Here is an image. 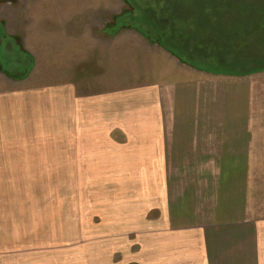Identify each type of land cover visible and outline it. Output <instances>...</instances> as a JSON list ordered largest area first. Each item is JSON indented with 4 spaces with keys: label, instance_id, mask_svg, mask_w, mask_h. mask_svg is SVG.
I'll list each match as a JSON object with an SVG mask.
<instances>
[{
    "label": "crops",
    "instance_id": "0c3cea01",
    "mask_svg": "<svg viewBox=\"0 0 264 264\" xmlns=\"http://www.w3.org/2000/svg\"><path fill=\"white\" fill-rule=\"evenodd\" d=\"M65 1L27 24L41 75L0 68V187H61L0 201V264H264V71L198 69Z\"/></svg>",
    "mask_w": 264,
    "mask_h": 264
},
{
    "label": "rangeland",
    "instance_id": "374dc122",
    "mask_svg": "<svg viewBox=\"0 0 264 264\" xmlns=\"http://www.w3.org/2000/svg\"><path fill=\"white\" fill-rule=\"evenodd\" d=\"M55 1L0 0V39L9 36L12 38L8 50H3L2 46L0 51V68L12 69L7 77L14 80L28 77L30 74L38 77L41 75L42 59L39 57L41 50L35 51L36 54L26 51L23 38L24 35L25 38L29 37L31 32H25L28 29L27 24L32 19L39 20L41 9L46 15H51V12L55 13L54 16L58 14L54 8L55 4H52ZM81 2L96 3L97 16L101 17L98 19L97 30H100L103 22L107 24L105 28H101L99 34L104 31L118 33L115 24L124 21V25L130 23L137 28H127L134 30L130 32L140 34L142 30L148 33L154 42L166 47L172 54L180 57L182 62L198 69L226 75L264 71V0H109L107 3L105 0H81ZM45 8L50 9L49 13ZM81 11V15H78L81 23L95 16L96 12L95 9ZM122 14L125 15L121 19L119 17ZM11 21L15 25H18L15 22H19L22 28L16 32L17 34L15 32L12 34L6 26ZM50 44L52 46L49 51L56 52V43H49V46ZM116 47L111 54L113 60L120 61L124 54L122 49ZM50 59L45 70H53L54 73L56 58ZM97 65L101 66L100 61H97ZM257 109L258 112L264 113V104L258 105ZM51 173L48 181L56 182L55 176ZM256 173L257 178H264V170H257ZM65 177L64 181H68L67 176ZM12 188L16 189L15 193H12ZM60 188L1 186L0 201L12 205L10 209L4 208L6 211L12 209V212H17L16 208L38 209L42 204L39 199L41 193L53 195ZM62 188L65 194H71L73 191L70 185ZM68 208L71 209L70 205Z\"/></svg>",
    "mask_w": 264,
    "mask_h": 264
},
{
    "label": "trees",
    "instance_id": "16d2710c",
    "mask_svg": "<svg viewBox=\"0 0 264 264\" xmlns=\"http://www.w3.org/2000/svg\"><path fill=\"white\" fill-rule=\"evenodd\" d=\"M125 3H127V2L125 1ZM127 4H128V3H127ZM125 5H126V4H125ZM129 13H130V12H128V15H129ZM123 15H125V14H122L119 18L122 19V16H123ZM121 19H120V20H121ZM158 20H160V19H158ZM120 23H124V21H122V22L120 21ZM167 23H168V21H167ZM123 25H124V24H123ZM124 28H132V29L134 28V29H137L135 26L130 25V23L125 24V25H124ZM141 32L144 33V34L146 35V37L150 40V42L154 43V41L151 39V36H150L148 33L143 32L142 30H141Z\"/></svg>",
    "mask_w": 264,
    "mask_h": 264
}]
</instances>
